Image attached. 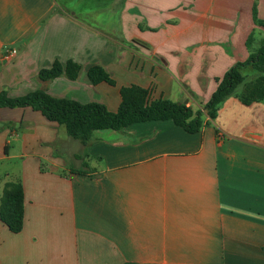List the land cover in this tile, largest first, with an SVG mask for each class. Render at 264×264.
<instances>
[{"label":"crops","instance_id":"crops-1","mask_svg":"<svg viewBox=\"0 0 264 264\" xmlns=\"http://www.w3.org/2000/svg\"><path fill=\"white\" fill-rule=\"evenodd\" d=\"M237 3L123 0L98 14L116 21L102 29L73 3L0 0V91L43 89L116 111L120 88L138 84L204 119L194 133L149 120L71 144L40 111L0 107V208L10 184L24 190L23 229L0 219V264H264V102L230 96L212 119L200 98L264 44V26ZM257 14L264 21V0ZM70 59L77 79L39 77ZM96 64L115 85L86 78Z\"/></svg>","mask_w":264,"mask_h":264},{"label":"trees","instance_id":"trees-1","mask_svg":"<svg viewBox=\"0 0 264 264\" xmlns=\"http://www.w3.org/2000/svg\"><path fill=\"white\" fill-rule=\"evenodd\" d=\"M256 23L264 26V21L255 17ZM249 42V41H248ZM249 46V45H248ZM246 67L264 72V44L253 51L247 60L231 66L218 78V86L204 109L215 119L222 103L230 96L238 97L249 104L264 102V75L247 82L244 75ZM81 71V65L74 60L62 63L55 60L50 68L39 71L42 80H50L66 74L75 80ZM92 84L106 82L115 85L116 80L101 65H93L87 70ZM121 102L116 111L110 110L104 103H83L66 97H56L43 89H35L19 96H10L6 90L0 91V107H31L40 111L48 120L64 125L67 133L74 139L87 143L93 131L98 129L122 130L133 123L149 120H172L188 132H198L204 125L203 111H194L183 102L167 98H153L151 91L138 84L120 88ZM0 219L11 231L20 232L24 224V190L20 183H12L5 190Z\"/></svg>","mask_w":264,"mask_h":264},{"label":"rangeland","instance_id":"rangeland-1","mask_svg":"<svg viewBox=\"0 0 264 264\" xmlns=\"http://www.w3.org/2000/svg\"><path fill=\"white\" fill-rule=\"evenodd\" d=\"M57 1H59V0H57ZM60 1H65L66 3H73V8L74 9L79 10L80 13H82L81 15H83V17L86 16L91 21H94V23H96L94 25H100L99 27L102 28V29L107 28L108 26H110L113 23H116V21H114V20H112V18H110L109 21L104 23L102 19H104V17L106 15H99L98 16V14H101V13H104V14H110V13L116 14L117 11L119 10V8L123 4V0H60ZM228 1L231 2V3H237L238 2L237 3L238 5L236 6L238 10L239 9H243L244 11H248L250 9V17H251L252 20L255 19L256 15H258L257 14V12H258V0H241V1L240 0H228ZM92 8L93 9L96 8L97 11L88 13L90 15H87L86 14L87 11H89ZM174 8H176V7H174ZM174 11L175 10H173V11H165L163 13H164L165 16H167V15L176 14L178 12V10L175 11V12ZM1 19H2V22H3L4 25L7 24V23L8 24L14 23V16H10V14L8 16L2 15ZM140 26L143 29L148 28V27L145 26V23H143V22L140 24ZM257 33L259 35V32H257ZM257 44H259V41L257 39L248 42V45H251L250 48H252L253 50L257 49V47H256ZM244 75L246 76L247 82H250V81L255 80L259 76H263L264 72L263 71H258L256 69H254L253 67H246L244 69ZM86 78H88V77H86ZM204 86H206V81L204 82ZM211 86H212V84H211ZM212 93L210 94V89H209V91H204V94L203 93L200 94V98L202 99V101H204L206 103V101H209V99L211 98ZM69 140H71L70 141L71 144H75L74 142H79V141H77L78 139H74L71 136H70Z\"/></svg>","mask_w":264,"mask_h":264},{"label":"built area","instance_id":"built-area-1","mask_svg":"<svg viewBox=\"0 0 264 264\" xmlns=\"http://www.w3.org/2000/svg\"><path fill=\"white\" fill-rule=\"evenodd\" d=\"M16 52H17V50H15V49H10V50L8 51L6 57H11V56L15 55Z\"/></svg>","mask_w":264,"mask_h":264}]
</instances>
